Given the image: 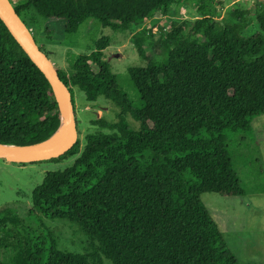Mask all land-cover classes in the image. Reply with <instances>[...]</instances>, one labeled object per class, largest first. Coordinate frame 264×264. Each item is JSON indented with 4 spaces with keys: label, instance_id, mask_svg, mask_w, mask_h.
<instances>
[{
    "label": "trees",
    "instance_id": "1",
    "mask_svg": "<svg viewBox=\"0 0 264 264\" xmlns=\"http://www.w3.org/2000/svg\"><path fill=\"white\" fill-rule=\"evenodd\" d=\"M12 2V1H11ZM197 4L190 35L175 7ZM221 0H20L13 4L28 28L62 25L65 36L88 19L133 31L146 60L128 76L138 101L117 85L102 36L95 49L59 69L75 107L74 88L88 102L99 97L119 109L116 121L79 138L64 170L47 172L32 194L31 214L75 225L87 252L62 250L47 228L0 264H240L201 196H244L230 143L253 131L264 113V0L222 13ZM233 6V5H232ZM231 6V7H232ZM229 7V6H228ZM43 19H41V18ZM173 18L166 31L165 20ZM146 20L150 25L139 30ZM156 34H159L156 37ZM50 35V34H48ZM50 39V38H48ZM52 40V39H50ZM145 46L151 47V54ZM41 49V48H40ZM140 123L133 130L127 118ZM78 125V120H77ZM61 126L53 87L0 19V143L26 146L48 140ZM240 142L245 143L242 137ZM22 221L0 210V234Z\"/></svg>",
    "mask_w": 264,
    "mask_h": 264
},
{
    "label": "rangeland",
    "instance_id": "2",
    "mask_svg": "<svg viewBox=\"0 0 264 264\" xmlns=\"http://www.w3.org/2000/svg\"><path fill=\"white\" fill-rule=\"evenodd\" d=\"M10 1L13 5L20 0ZM221 1L224 3V7H221L224 15H228L235 6L242 8L255 6V0ZM185 6L182 7L180 4L175 7L176 17H180V23L188 21L185 34L190 35L196 20V16L193 15L197 4L193 2ZM23 19L32 27L30 29L37 44L54 66L67 71L77 55L92 52L97 40L102 36H108L111 42L104 51V58L109 61L112 71L117 75V85L120 89L132 101H138V95L129 80L128 69L145 67L147 61L138 54L132 42L133 31H115L110 27H103L98 20L88 19L77 33L66 36L61 24H47L50 35H45L41 25L35 28L28 20ZM172 23L173 18L165 20L166 31L170 30ZM149 25L150 20H146L140 25L139 30ZM158 35L156 34V37ZM145 47L151 54V47ZM74 99L79 138L82 143L86 134L98 129L96 121L118 119L119 109L110 100L99 97L96 102H88L78 88H74ZM127 120L133 130H139V122L130 116ZM252 126L251 134H237L230 143L235 169L240 176L245 195L225 197L216 193H204L201 196L223 234L228 248L238 258L240 264H264V113L253 119ZM242 137L246 139L245 143L240 142ZM75 158L76 156H68L61 160L30 163H18L0 158V210L12 209L22 221L18 225L8 224L11 235L0 234L1 260L7 261L12 255L13 243L25 242L27 231L35 228L41 232L43 226L48 229L57 246L62 250L75 252L91 250L87 237L75 225L30 213L33 209V191L43 182L46 173L68 168ZM92 264L112 263L102 255V263L92 262Z\"/></svg>",
    "mask_w": 264,
    "mask_h": 264
},
{
    "label": "water",
    "instance_id": "3",
    "mask_svg": "<svg viewBox=\"0 0 264 264\" xmlns=\"http://www.w3.org/2000/svg\"><path fill=\"white\" fill-rule=\"evenodd\" d=\"M0 19L19 43L29 58L40 68L50 81L61 112V139L55 144L48 140L26 146L0 143V158L18 163H30L58 158L69 151L79 139V130L72 94L69 87L60 78L57 68L40 49L32 30L17 14L10 0H0Z\"/></svg>",
    "mask_w": 264,
    "mask_h": 264
},
{
    "label": "bare ground",
    "instance_id": "4",
    "mask_svg": "<svg viewBox=\"0 0 264 264\" xmlns=\"http://www.w3.org/2000/svg\"><path fill=\"white\" fill-rule=\"evenodd\" d=\"M62 133H63V126L51 137V139H49L47 143L48 144L57 143L61 139Z\"/></svg>",
    "mask_w": 264,
    "mask_h": 264
},
{
    "label": "crops",
    "instance_id": "5",
    "mask_svg": "<svg viewBox=\"0 0 264 264\" xmlns=\"http://www.w3.org/2000/svg\"><path fill=\"white\" fill-rule=\"evenodd\" d=\"M236 2L234 1L233 4H235Z\"/></svg>",
    "mask_w": 264,
    "mask_h": 264
},
{
    "label": "built area",
    "instance_id": "6",
    "mask_svg": "<svg viewBox=\"0 0 264 264\" xmlns=\"http://www.w3.org/2000/svg\"><path fill=\"white\" fill-rule=\"evenodd\" d=\"M183 9H184V8H183ZM183 9H182V10H183Z\"/></svg>",
    "mask_w": 264,
    "mask_h": 264
}]
</instances>
